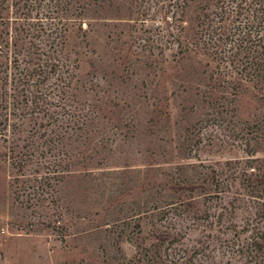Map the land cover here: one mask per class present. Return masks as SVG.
Instances as JSON below:
<instances>
[{"label": "trees", "instance_id": "1", "mask_svg": "<svg viewBox=\"0 0 264 264\" xmlns=\"http://www.w3.org/2000/svg\"><path fill=\"white\" fill-rule=\"evenodd\" d=\"M156 15L166 22L148 25ZM99 26L111 38L124 26L142 29L144 45L167 36L179 47V62L202 51L214 62L200 74L198 89L206 128L190 134L199 162L177 164L201 168L181 174L160 208V219L172 211L187 222L164 220L170 236L154 225L136 242L139 257L153 264H264V156L249 136L251 130L264 135V0H0V154L5 146L3 155L19 170L45 157V178L60 179L66 203L85 175L102 171L107 136L96 132L109 104L96 97L89 41ZM119 50L118 60H131L126 46ZM231 119L239 124L231 137L246 153L201 157L213 151L217 121ZM205 138L209 148L200 147Z\"/></svg>", "mask_w": 264, "mask_h": 264}, {"label": "rangeland", "instance_id": "2", "mask_svg": "<svg viewBox=\"0 0 264 264\" xmlns=\"http://www.w3.org/2000/svg\"><path fill=\"white\" fill-rule=\"evenodd\" d=\"M11 11L5 14L11 15ZM154 17L148 25L166 22ZM142 32L133 33L124 26L111 38L106 26L89 31L95 48L96 97L104 96L109 104L104 127L97 129L96 136L106 134L107 146L100 147V156H109V161L100 164L104 166L99 174L84 176L83 188L72 191L71 201L66 203L57 176L45 178V157H33L19 170L3 155L2 146L0 264H153L139 257V237L151 235L154 225L161 236H170L173 229L164 225V220L172 222L176 217L187 222L172 211L160 219V208L165 207L164 200L171 197L181 174L201 168L177 164L199 162L196 146H192L196 138L190 141V134L195 136L206 128L198 89L200 74L214 62L203 51L179 62L176 43L170 44L167 36L163 43H156L157 30L154 42L144 45ZM119 49L124 54L130 52L131 60H118ZM260 115L264 120V107ZM217 122L222 125L212 136L213 151H202L201 157L246 153L240 140L231 137L238 122ZM249 136L260 149L258 155L264 156V135L251 130ZM209 142L205 138L200 147L209 148ZM185 184L193 186L190 181ZM243 215L240 208L236 218ZM190 235L199 236V229H192Z\"/></svg>", "mask_w": 264, "mask_h": 264}]
</instances>
